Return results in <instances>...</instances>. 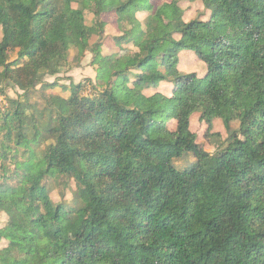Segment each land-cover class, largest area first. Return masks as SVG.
Here are the masks:
<instances>
[{
    "label": "trees",
    "instance_id": "trees-1",
    "mask_svg": "<svg viewBox=\"0 0 264 264\" xmlns=\"http://www.w3.org/2000/svg\"><path fill=\"white\" fill-rule=\"evenodd\" d=\"M87 14L95 80L34 109ZM0 31V264H264V0H0ZM196 114L228 133L214 154L185 135Z\"/></svg>",
    "mask_w": 264,
    "mask_h": 264
},
{
    "label": "rangeland",
    "instance_id": "rangeland-1",
    "mask_svg": "<svg viewBox=\"0 0 264 264\" xmlns=\"http://www.w3.org/2000/svg\"><path fill=\"white\" fill-rule=\"evenodd\" d=\"M203 9L199 6L190 9L187 12L186 20L200 19L205 22L209 19V12H202ZM94 16L92 14L86 15V22L89 27V35L86 38L84 47L79 49L72 48L69 52L68 62L61 68L60 73L55 77H47L43 85H39L35 91H33L30 97V104L34 109L42 110L48 103L52 104L53 100L57 97L69 98L70 92L64 90V86H69L71 83L79 84L85 83L88 85V80H95L96 72L95 68L91 66L92 54L88 50V46L93 45L98 40V31L94 28ZM1 39V31H0ZM17 58V53L10 54V61H15ZM109 62H105L104 69L108 68ZM181 72L183 74L197 73L198 82H200L205 77V70L203 68V63H195L191 58L187 57L185 63L182 65ZM55 83V84H53ZM207 83V82H206ZM55 85V87H48L46 85ZM5 94L11 99H17L19 95L22 94L18 88L9 87L5 90ZM163 94L170 96V90L168 86H161L158 91H147L146 94L153 98L157 94ZM0 103L3 107H7V100L5 96L0 97ZM175 122L170 124L171 129L175 128ZM235 128L239 127V124H234ZM185 135H195L197 138V143L201 148L207 153L214 154L219 148H221L222 143L227 139L228 133L225 130L223 122L221 120L214 121V128L210 134H207V126L205 123L201 122L200 115L196 114L192 117L191 124L187 130L184 129ZM194 160L190 157L188 160L177 161L176 164L179 168H184ZM75 191L74 183L70 186L61 184L56 186L52 191V198L56 202H60L65 199L68 202L73 200V193ZM7 221V216L5 214H0V227H3ZM1 244L0 247H3Z\"/></svg>",
    "mask_w": 264,
    "mask_h": 264
},
{
    "label": "crops",
    "instance_id": "crops-1",
    "mask_svg": "<svg viewBox=\"0 0 264 264\" xmlns=\"http://www.w3.org/2000/svg\"><path fill=\"white\" fill-rule=\"evenodd\" d=\"M158 2H164L166 0H157ZM103 19L106 20V21H109V23L114 26L116 24V19L113 15H110V14H105L103 15ZM189 57L191 58L193 61H195V63H201L199 62L196 54L192 51H183L181 54H180V65H179V70L181 71L182 70V65L185 63V59Z\"/></svg>",
    "mask_w": 264,
    "mask_h": 264
}]
</instances>
